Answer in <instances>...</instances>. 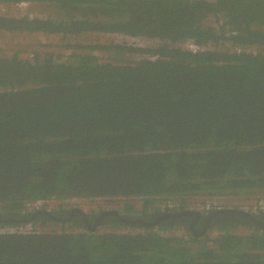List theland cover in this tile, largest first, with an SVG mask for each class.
Listing matches in <instances>:
<instances>
[{
    "label": "trees",
    "instance_id": "trees-1",
    "mask_svg": "<svg viewBox=\"0 0 264 264\" xmlns=\"http://www.w3.org/2000/svg\"><path fill=\"white\" fill-rule=\"evenodd\" d=\"M29 1L49 15H0V32L162 43L69 46L66 61L0 56V227L33 226L0 235V264H264V229L249 221L221 217L200 235L190 218L152 214H163L158 204L184 211L201 197L264 195V0ZM189 40L214 50L179 47ZM228 43L240 51L220 50ZM71 199L123 202L146 222H99L108 210L84 219L63 210ZM50 200L56 219H31L43 208L28 214L27 204Z\"/></svg>",
    "mask_w": 264,
    "mask_h": 264
},
{
    "label": "rangeland",
    "instance_id": "rangeland-1",
    "mask_svg": "<svg viewBox=\"0 0 264 264\" xmlns=\"http://www.w3.org/2000/svg\"><path fill=\"white\" fill-rule=\"evenodd\" d=\"M50 8L44 6L43 4L35 3V2H27L23 1L15 4H3L0 3V15L9 16V17H36L49 15ZM213 21V22H212ZM211 23H214V19L210 20ZM131 38V37H130ZM111 43H127L137 46L143 47H154L159 46L162 42L158 40H151L145 38L139 39H128L120 34L114 35H101V34H83L78 37H70V38H62L60 36H47L43 34H19V33H6L0 32V56H13L18 54L21 58L31 59L35 54H46L53 53V56H56V60L59 58L62 61L68 60L73 49L69 48V46H81L88 47L94 46L97 44H111ZM233 50L235 51V47H232L230 43L221 46L220 50ZM254 52H258V49H254ZM84 52H88V50H83ZM91 53V52H90ZM92 54H95L100 57L102 61H111L113 59L114 63H119L118 60H115L112 55L113 53H104L99 51H92ZM115 57H119L114 55ZM122 60H137L139 58L138 55H123L120 57ZM261 197V200H264V195H258ZM214 200V201H212ZM259 200L258 197L254 196H238V197H219L218 199H210V198H198L193 202L189 203L185 206L184 210H198L200 212H207V210H212L215 202H219L220 204H216L215 206L222 209L229 208H238L245 211H251L255 208V203ZM78 201V202H77ZM77 202V203H75ZM130 202L136 206V208H141L142 200L141 199H130ZM51 208H54L59 203L54 200L51 202ZM176 206L173 203H169L168 205ZM124 205L123 202H119L116 200L109 201L108 199H92V200H76L73 201L71 207L77 208L85 215H95V212H101L102 210L108 211H121L124 209L122 207ZM186 205V204H185ZM208 205L212 207L209 208ZM162 208L165 206L162 204L155 205V207ZM167 207V206H166ZM50 208V210H51ZM10 226V225H5ZM14 226V225H11ZM127 231V230H126ZM181 232V233H180ZM179 234L182 236L186 234L184 230H179L175 234ZM189 235V234H188Z\"/></svg>",
    "mask_w": 264,
    "mask_h": 264
},
{
    "label": "water",
    "instance_id": "water-1",
    "mask_svg": "<svg viewBox=\"0 0 264 264\" xmlns=\"http://www.w3.org/2000/svg\"><path fill=\"white\" fill-rule=\"evenodd\" d=\"M52 200H50L48 202V206L47 209H43L40 210L36 213H33L34 215L31 217V219H34L37 214H44L45 216H48L49 218L52 219H56V217L52 214V211L54 210V208H51V202ZM55 201V200H54ZM38 202L40 201H34L32 202L33 204H38ZM57 203V202H56ZM51 208V210H50ZM26 211L29 212L26 208ZM77 212V210H74ZM78 212L80 213V210H78ZM81 214V213H80ZM116 215V217L121 220L122 222L125 223H129L131 222V220L122 217L121 215H118L116 211H109L108 213H106L105 215H102L99 217V222L101 221V219L106 216V215ZM203 214H206V225L203 229H201V234L200 235H204L207 231H209L210 228V224L216 220H221V217H225L224 220H229L230 218H233L234 221L240 222L243 220L249 221L252 224H254L255 226L264 229V224L259 222V218L257 214H254L252 212H248L242 209H238V208H229V209H212V210H207V212H200L198 210H184V211H176L174 213H167V214H163L162 219H180V217H185V216H193L195 219H200L202 218ZM82 216H84L83 214H81ZM85 217V216H84ZM183 219V218H182ZM32 220H24V221H18V223H30ZM159 221V220H157ZM135 222H139V220L135 221ZM144 223V222H142ZM191 225V224H190ZM189 225V228L192 230V232L195 234L196 228L193 229L191 226ZM96 226L93 227H88L90 229V231H94L96 229Z\"/></svg>",
    "mask_w": 264,
    "mask_h": 264
},
{
    "label": "built area",
    "instance_id": "built-area-1",
    "mask_svg": "<svg viewBox=\"0 0 264 264\" xmlns=\"http://www.w3.org/2000/svg\"><path fill=\"white\" fill-rule=\"evenodd\" d=\"M124 37H126L128 39H139L138 37H131V38L129 36H124ZM129 45H132V44H129ZM134 46L144 48L143 46H137V45H134ZM154 47H156V46H154ZM179 47H182L184 50H188V51H191L193 53L208 51V50H214V48L212 46H207V47L201 46L200 47V46L196 45L192 40H189V41H186L182 44H179ZM236 51H240V48H238V50L236 49ZM254 197H258L259 200L255 203V208L252 209L250 212H252V213L264 212V200H261L262 198L259 196H254ZM133 199H136V198H133ZM216 199H218V198H216ZM76 200H86V199H71V200L64 201V203L71 206L73 201H76ZM88 200H90V199H88ZM212 201H214V200H212ZM48 202L49 201H40L36 205L33 203L27 204V210L29 212H33L37 209L45 208L48 206ZM77 202H75V203H77ZM216 204H220V203L215 202L214 207L212 208L213 210L214 209H220V208L215 206ZM208 207L211 208L212 206L208 205ZM169 208L173 209L174 207L169 206ZM124 212H125L124 210L121 211L120 215L124 214ZM31 233H33L32 223H25V224L20 225V226H11L10 225V226H1L0 227V235H3V234L25 235V234H31Z\"/></svg>",
    "mask_w": 264,
    "mask_h": 264
},
{
    "label": "flooded vegetation",
    "instance_id": "flooded-vegetation-1",
    "mask_svg": "<svg viewBox=\"0 0 264 264\" xmlns=\"http://www.w3.org/2000/svg\"><path fill=\"white\" fill-rule=\"evenodd\" d=\"M32 203V202H31ZM30 204V203H29ZM74 209V208H73ZM73 209H70V211L71 210H73ZM162 211H164V212H162L163 214H167V213H174V212H176L175 210L173 211V210H169L168 208H165V206L163 207V209H162ZM74 212V214H78V215H81L79 212H78V210H77V212L76 211H73ZM72 212V213H73ZM119 213H120V210H119ZM59 214H63V212H58V215ZM95 214H100L99 212H95ZM142 214V213H141ZM152 214H154V216L156 217L157 216V218H158V220H162V221H164V220H168V219H162V216H163V214L160 216L159 214H157V213H152ZM97 215H94V216H96V217H98ZM103 215V214H102ZM102 215H100V216H102ZM110 215H112V214H110ZM138 215V216H137ZM137 215H133V214H131V215H129V214H127L126 212H124V214H122L121 216L122 217H125V218H127V219H129V220H134V219H137V220H139V222H146L145 221V219L142 217V215H139V214H137ZM258 215V218H261L262 217V219H260L259 220V222L260 223H262V224H264V212H261V213H258L257 214ZM82 216V215H81ZM85 216V215H84ZM83 216V218L84 219H87L86 218V216L84 217ZM116 216V215H115ZM73 217L74 216H70V218H66V219H62L64 222H66V221H72L73 220ZM192 217L193 216H185V217H180V219H179V221L181 222H187L188 220L187 219H189V223H188V225H190L193 229H199L200 227H202V225H203V227H202V229L205 227V225H206V221H205V219H203V220H201L200 221V219L198 218V219H195L194 217H193V219H192ZM183 218V219H182ZM66 220V221H65ZM170 220H172V221H176V218H173V219H170ZM204 223V224H203Z\"/></svg>",
    "mask_w": 264,
    "mask_h": 264
},
{
    "label": "clouds",
    "instance_id": "clouds-1",
    "mask_svg": "<svg viewBox=\"0 0 264 264\" xmlns=\"http://www.w3.org/2000/svg\"><path fill=\"white\" fill-rule=\"evenodd\" d=\"M25 1H27V2H30L29 0H25ZM147 39V38H146ZM253 196V195H252ZM91 200V199H90ZM176 205V204H175ZM167 206V207H166ZM165 206V208H168L169 210H175L176 209V206L173 208V209H170L169 208V206H168V204ZM26 208H27V206H26ZM46 209H47V207H45ZM45 208H43V209H45ZM70 209H73L71 206H69V205H67V204H64V209L63 210H70ZM74 210H79V209H77V208H74L73 210H71L72 212L74 211ZM250 212V211H249ZM33 212H28V214H32ZM81 214H83L82 212H80ZM254 214H258V213H254ZM83 215H85V214H83ZM86 216V215H85ZM31 223V222H30ZM25 224V223H24ZM76 232H81L79 229H77V231Z\"/></svg>",
    "mask_w": 264,
    "mask_h": 264
},
{
    "label": "bare ground",
    "instance_id": "bare-ground-1",
    "mask_svg": "<svg viewBox=\"0 0 264 264\" xmlns=\"http://www.w3.org/2000/svg\"><path fill=\"white\" fill-rule=\"evenodd\" d=\"M109 211H107V212H105L103 215H105L106 213H108ZM117 212V211H116ZM117 214H118V212H117Z\"/></svg>",
    "mask_w": 264,
    "mask_h": 264
}]
</instances>
